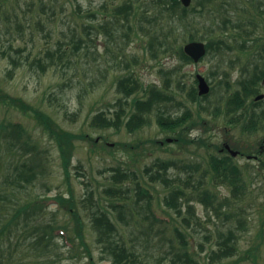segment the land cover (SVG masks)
I'll list each match as a JSON object with an SVG mask.
<instances>
[{"label": "rangeland", "instance_id": "rangeland-1", "mask_svg": "<svg viewBox=\"0 0 264 264\" xmlns=\"http://www.w3.org/2000/svg\"><path fill=\"white\" fill-rule=\"evenodd\" d=\"M153 1L157 0L139 2L140 7L141 3L145 5L147 15L153 14L147 6ZM30 2L33 6L26 7ZM12 3L15 0H0V93L21 98L65 130L86 135L73 142L70 173L66 178L57 147L33 112L0 100V124L18 122L22 127L20 141L4 131L7 136L0 141V173L10 167L15 150L14 160L29 163L36 171V177L25 185L21 197L61 194L72 200L81 223L82 244L75 234L78 231L76 215L58 207L56 202L50 201L44 207L39 215L43 222L67 225L65 232L54 231L59 235L52 243L55 253L51 261L54 264H91V261L109 264L101 258L103 244L98 241L92 223L93 216L106 211L115 225L114 234L128 249L138 253L134 264H167L171 245L182 247L175 229L187 241L183 249H188L198 264H264V167L244 158L235 160L243 163L240 167L243 192L236 199H228L229 206L222 204L217 215L212 209L207 210L188 189L191 184L201 181L203 185L211 178L208 159L214 151L213 143L229 133L209 130L212 110L219 105L216 102L223 90L219 84H235L241 74L244 79L248 76L242 73L245 65L249 68L253 64L264 65V0H213L207 4L208 11L195 18L197 25L192 31L188 29L199 38L194 40L212 42L213 48L198 62L188 63L159 49L155 55L157 42L151 47L145 36L133 35V19L124 18L123 11L112 15L114 7L123 4V0H44L43 14L38 0H19L21 7L15 12L11 9ZM192 7L196 9L190 10L194 14L202 11L196 0H191L188 8ZM38 16L45 25L43 29L35 25ZM82 22L91 25L90 33L86 32L87 35L80 28L78 32L90 40L88 46L76 50L70 41L72 32L68 25ZM110 25L117 28L112 37L105 30ZM178 38L182 45L191 40L182 33ZM220 40L224 41L220 42L221 47H215ZM59 46L66 49L63 61L58 62L55 54L53 59L57 62L49 65L51 58L45 56L46 50L56 51ZM11 57L15 62H11ZM129 73L140 86L126 95L118 80ZM196 73L213 86L208 97L200 101L188 98V89L196 84ZM226 75L229 79L224 78ZM259 82L262 83L261 79ZM152 85L165 96L156 98L151 109L145 110L146 122L141 127L130 132L123 123L117 128L91 124L97 113L112 116L121 109L128 117L130 100L147 98ZM227 94L226 90L223 95ZM157 114L179 121L186 118L184 130L180 125L173 130L162 128L157 123ZM222 125L223 120H218V127ZM231 133L236 138L242 135ZM178 136L182 138L160 144L166 137ZM262 137L264 129L242 138L250 143ZM200 138L205 142H199ZM155 159L173 162L167 174L178 180L186 191V196L179 199L182 204L179 216L163 202L169 190L161 187L159 181L153 184L144 170ZM117 170L132 172L134 177L115 180L113 175ZM137 181L150 186L149 207L146 199L137 193ZM208 186L218 196L215 206L229 197L226 185ZM187 203L194 206L195 213L188 221L184 220L185 225L181 219L188 215ZM232 210L233 216L226 215ZM230 227L236 236L234 254L222 261L211 258V250L218 247L217 242ZM84 247L92 254L91 260Z\"/></svg>", "mask_w": 264, "mask_h": 264}, {"label": "trees", "instance_id": "trees-1", "mask_svg": "<svg viewBox=\"0 0 264 264\" xmlns=\"http://www.w3.org/2000/svg\"><path fill=\"white\" fill-rule=\"evenodd\" d=\"M144 1L146 4L147 0H142V2ZM212 1L213 0H196V3L202 6V11L200 10V14L197 12H195L197 14H194L190 10L194 9L195 11V7H192L191 9L184 7L179 0H157L156 2L153 1L154 3L149 2V4H147V6L150 7L151 12H153V14L147 15L148 13L146 12V9H144L145 5L142 3L141 7L139 5L140 0H123V4L114 7L112 15H116V13L123 11L124 18H130V20L133 19L134 22L131 24L134 27L131 30L133 35L138 37L145 36L147 43L150 46L154 44V42H157V47L154 49L155 55H157L156 50L159 49L161 52L173 53L176 56H179V59L188 63L191 59L184 54L178 36L182 33L188 36V39H199L194 37V33L191 32L195 25H197L195 18L201 16L203 11H208L205 6L211 4ZM38 2L40 13H45L44 7L46 4L44 3V0H38ZM15 3L11 4L13 12L21 7L19 0H15ZM32 6L33 2L26 3V7L30 8ZM205 20L206 19H204V21ZM35 25L39 26L41 29L44 28L45 25L41 21L40 16L35 19ZM81 25L72 23L68 25V30L72 32L70 41L73 44V48L76 50L88 46L87 42L90 40L85 39L82 34H79L78 29L80 28L86 33L91 30L89 27L91 25H87L83 22ZM96 28L97 26L95 29ZM105 30L108 31L109 33L107 34L112 37L117 28L110 25V28H106ZM89 33L86 34L89 35ZM12 38L13 37H11V40ZM220 42L224 41H218V44L215 45V47H221ZM68 43L70 44L69 41ZM206 46L209 49L208 51L213 48L212 42L209 41ZM55 54L57 55L58 62H62V58H64L66 54V49L61 46H59L56 51H50L47 49L45 56L51 58L49 65L53 62H57L53 59ZM11 62H15L12 57ZM263 75L264 65H255V68L250 70L248 76L244 79L241 78L243 77L241 74L240 80L237 83H258ZM224 78L229 79L227 75L224 76ZM138 83V80L133 77L132 73H129L118 80L119 87L126 93V95L131 94L135 90L137 91L140 86ZM181 87L182 85L180 88ZM244 87L247 89L250 88L248 85H245ZM148 90L150 97L148 96L145 100L137 97H133L130 100L128 117L125 116L126 112L121 109L116 111L112 116H108L104 112L105 115L97 113L92 118L91 124L102 127L113 126L117 128L119 124L123 123L127 131L131 132L136 130L143 124L144 111L151 109L156 98H163V96H165V93L156 86L152 85ZM188 94L190 97L201 99L196 94V89L193 86L188 89ZM0 100L3 103L9 102L10 104L17 105L24 111L30 109L33 112L43 129L54 141L59 153L64 176L68 178L70 173L72 149L74 146L73 142L75 140L84 139L86 135L84 133H74L63 129L45 112L37 108H32L21 98L13 97L6 93H0ZM123 116L126 118H123ZM157 116L158 124L163 125V115L157 114ZM164 119L166 120L167 118ZM4 131H7L15 141L21 140L20 134L22 127L20 124L14 122L9 123L8 125L0 124V141L7 136L4 135ZM94 142L95 140H93V143ZM12 156L13 159L10 161V167L4 169L0 173V264H54L51 261V255L53 252L55 253L52 243L54 238L57 237L54 231L65 232L67 231V225H52V222L50 221L43 222V219L39 215L42 214L41 212L44 210V207L52 201L56 202L58 207H64L77 216V211L73 205L74 203L71 199L64 198L61 194H55L54 196L36 195L34 198L28 197L29 199L22 198L21 193L23 189H25V185L30 183L32 179L36 177V171L29 163L14 160V156H17L15 150L12 153ZM171 166H173L172 161L155 159V161L152 162L151 165L146 166L144 170L146 173H149V179L153 184L156 181H159L158 184L161 185V187H165L169 190L168 194L164 197L163 202L166 206L172 208L179 216L182 214V204L179 202V199L186 196V191L179 184L178 180L172 179L171 176L167 174V171ZM211 167L215 172V175L212 174L211 178H209L203 185L200 183L201 181H198V184L189 185L188 189L191 195L198 196L196 198L204 203L207 210L210 208L214 211L215 215H217V211L219 208H222V204L229 206L228 199H236L237 194L243 192V184L238 180L239 177L237 176L238 171L236 166L229 161H224L212 165ZM129 175L134 177V173L132 172L117 170L113 175V178H115V180H120L128 178ZM2 178L3 180H1ZM218 184L226 185L230 190V194L229 197L224 198L223 201H220V203L215 206L214 203L217 201L218 196H216V193L212 191L208 185L217 186ZM136 190L140 198L146 199L145 204L149 207L152 198L150 186L137 181ZM186 211L188 215L183 216V219H181L185 225V221L189 220V216L194 215L195 213L194 206L187 203ZM151 215L152 218L156 219L153 214ZM226 215L233 216V210ZM92 223L94 230L97 232L98 241L103 244V255L101 258L108 260L109 264H134L137 261L136 255H138V253L135 250L128 249L124 243H121V240L116 236L117 234H114L115 225L107 215L106 211H102L99 215L93 216ZM75 224L78 226V231L75 234L82 244L84 242L83 235L79 233V230H81V223L78 216ZM233 231L234 229L230 227L226 233L222 235V238L219 239L220 241L217 242L218 247L211 250V258H216L219 261H222L234 254V251L236 250V236ZM175 232L182 247L180 248L173 244L171 245L172 249L167 264H198L196 260L191 257L188 252L189 250H185V248L183 249L184 246L186 247L187 241L183 240L184 235L182 232L178 229H175ZM84 248L91 260L92 254L88 248ZM91 264L95 263L91 261Z\"/></svg>", "mask_w": 264, "mask_h": 264}, {"label": "flooded vegetation", "instance_id": "flooded-vegetation-1", "mask_svg": "<svg viewBox=\"0 0 264 264\" xmlns=\"http://www.w3.org/2000/svg\"><path fill=\"white\" fill-rule=\"evenodd\" d=\"M226 84H230L228 88ZM251 84H219L223 89L221 91L222 95L219 94L218 102H216L219 105H216L212 110L211 127L209 128L214 133L221 130L225 133L229 132L224 134L217 143H213V154L218 161L228 160L232 157L239 168L243 166V163H238L235 160L240 158L254 161L258 167H262V160L264 159V156L260 155L264 152V137L250 143L245 142L242 138L244 135L257 133L259 130L264 129V83ZM245 85L250 86V88L247 89L244 87ZM226 90L228 94L224 96ZM258 94H263V97L260 99L255 98ZM220 119L223 120L222 128L218 127V120ZM231 131L242 135L236 138ZM230 150H234L235 153H231Z\"/></svg>", "mask_w": 264, "mask_h": 264}, {"label": "water", "instance_id": "water-1", "mask_svg": "<svg viewBox=\"0 0 264 264\" xmlns=\"http://www.w3.org/2000/svg\"><path fill=\"white\" fill-rule=\"evenodd\" d=\"M185 6L190 3V0H180ZM183 49L187 55H189L193 61H197L201 56L205 54V45L202 41H190L183 46ZM198 79V91L200 94L206 93L209 89L205 79L200 74H197ZM264 82V79H263ZM262 95L257 96V98Z\"/></svg>", "mask_w": 264, "mask_h": 264}]
</instances>
